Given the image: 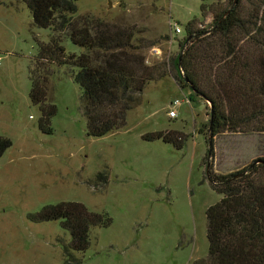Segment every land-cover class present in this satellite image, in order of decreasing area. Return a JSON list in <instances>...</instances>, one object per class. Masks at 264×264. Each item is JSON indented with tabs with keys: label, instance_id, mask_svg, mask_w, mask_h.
I'll use <instances>...</instances> for the list:
<instances>
[{
	"label": "rangeland",
	"instance_id": "374dc122",
	"mask_svg": "<svg viewBox=\"0 0 264 264\" xmlns=\"http://www.w3.org/2000/svg\"><path fill=\"white\" fill-rule=\"evenodd\" d=\"M111 1V6H109ZM215 4L219 0H206ZM227 5L230 0H221ZM203 0H78L75 18L100 19L131 27L147 65L167 62L168 74L151 81L127 124L100 137L88 134L84 89L75 81L77 66L49 63L48 102L57 107L53 131L40 127L43 112L30 98L31 74L52 29L34 23L24 0H0V135L12 140L0 156V264H63L71 240L59 220L34 222L29 213L49 203L80 201L108 213V226L91 230V245L74 251L80 264H192L208 254L207 208L221 195L208 169L229 173L264 155V133L226 129L213 137L214 157L206 160L211 105L192 97L172 75V59L182 51L185 27L211 29L213 11ZM179 24L182 32H172ZM68 53L84 48L64 41ZM189 98L168 112L175 99ZM177 130L182 149L143 134ZM210 166L212 168H210ZM102 171L106 183L97 180Z\"/></svg>",
	"mask_w": 264,
	"mask_h": 264
},
{
	"label": "trees",
	"instance_id": "16d2710c",
	"mask_svg": "<svg viewBox=\"0 0 264 264\" xmlns=\"http://www.w3.org/2000/svg\"><path fill=\"white\" fill-rule=\"evenodd\" d=\"M34 23L52 29L48 42L37 39L39 52L32 69L31 101L43 112L40 127L51 133V119L57 112L47 103L49 63L78 67L75 81L84 89L88 134L94 137L119 130L127 124L128 111L153 80L171 74L167 62L147 65L142 46L134 42L129 27L105 24L86 15L75 18L78 0H24ZM203 12L215 13L211 29L190 21L179 43L182 51L172 59V74L192 97L209 99L213 114L209 122L212 138L206 160L214 157L213 137L226 129L264 133V0H219ZM66 38L84 48L68 53ZM45 68V69H44ZM194 87V89L192 88ZM146 140H163L182 149L186 135L177 130H157L143 134ZM12 140L0 135V156ZM210 168H212L210 166ZM213 189L221 197L207 208L208 254L192 264H264V155L243 168L219 173L208 169ZM97 180L106 183L102 171ZM34 222L59 220L71 240L64 246L63 264H80L72 252H84L91 245V230L108 226L112 217L87 207L80 201H59L29 213Z\"/></svg>",
	"mask_w": 264,
	"mask_h": 264
},
{
	"label": "built area",
	"instance_id": "2783aa9c",
	"mask_svg": "<svg viewBox=\"0 0 264 264\" xmlns=\"http://www.w3.org/2000/svg\"><path fill=\"white\" fill-rule=\"evenodd\" d=\"M171 29H172V32L175 34H179L180 32H182V27L179 24H175L174 26L171 24ZM184 102L189 103V98H184L182 100L175 99L170 105V110L168 112L169 116L170 117H176L178 114L177 106L184 103Z\"/></svg>",
	"mask_w": 264,
	"mask_h": 264
},
{
	"label": "water",
	"instance_id": "95a60500",
	"mask_svg": "<svg viewBox=\"0 0 264 264\" xmlns=\"http://www.w3.org/2000/svg\"><path fill=\"white\" fill-rule=\"evenodd\" d=\"M109 6H111V1H109ZM192 88L194 89L193 86H192ZM207 100L209 101V103L211 105V114H213V104H212V102L209 99H207Z\"/></svg>",
	"mask_w": 264,
	"mask_h": 264
}]
</instances>
